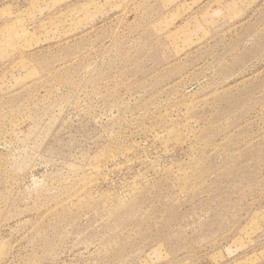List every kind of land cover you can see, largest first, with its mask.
<instances>
[{
    "label": "rangeland",
    "instance_id": "1",
    "mask_svg": "<svg viewBox=\"0 0 264 264\" xmlns=\"http://www.w3.org/2000/svg\"><path fill=\"white\" fill-rule=\"evenodd\" d=\"M0 264H264V0H0Z\"/></svg>",
    "mask_w": 264,
    "mask_h": 264
}]
</instances>
